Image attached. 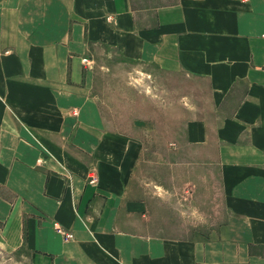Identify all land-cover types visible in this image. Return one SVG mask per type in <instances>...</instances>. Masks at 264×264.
Masks as SVG:
<instances>
[{
  "label": "crops",
  "instance_id": "1",
  "mask_svg": "<svg viewBox=\"0 0 264 264\" xmlns=\"http://www.w3.org/2000/svg\"><path fill=\"white\" fill-rule=\"evenodd\" d=\"M109 63L201 103L184 135L214 151L218 208L190 235L157 231L143 146L91 93ZM0 260L264 264V0H0Z\"/></svg>",
  "mask_w": 264,
  "mask_h": 264
},
{
  "label": "rangeland",
  "instance_id": "2",
  "mask_svg": "<svg viewBox=\"0 0 264 264\" xmlns=\"http://www.w3.org/2000/svg\"><path fill=\"white\" fill-rule=\"evenodd\" d=\"M188 91L180 76L134 63L106 64L91 87L109 123L142 144L143 182L158 193L151 198L152 221L169 236L208 225L218 208L214 151L185 140L184 123L201 104L189 101Z\"/></svg>",
  "mask_w": 264,
  "mask_h": 264
},
{
  "label": "built area",
  "instance_id": "3",
  "mask_svg": "<svg viewBox=\"0 0 264 264\" xmlns=\"http://www.w3.org/2000/svg\"><path fill=\"white\" fill-rule=\"evenodd\" d=\"M96 182V177L95 175L91 176V183H95ZM56 231H58L59 233H63L65 239H71L72 238V234L71 233H65L60 227H58L56 224L54 225Z\"/></svg>",
  "mask_w": 264,
  "mask_h": 264
}]
</instances>
